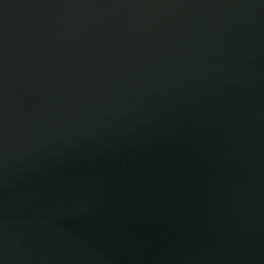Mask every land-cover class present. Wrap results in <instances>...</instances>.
I'll return each mask as SVG.
<instances>
[{
	"label": "water",
	"instance_id": "95a60500",
	"mask_svg": "<svg viewBox=\"0 0 264 264\" xmlns=\"http://www.w3.org/2000/svg\"><path fill=\"white\" fill-rule=\"evenodd\" d=\"M0 264H264V0H0Z\"/></svg>",
	"mask_w": 264,
	"mask_h": 264
}]
</instances>
